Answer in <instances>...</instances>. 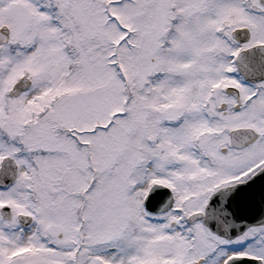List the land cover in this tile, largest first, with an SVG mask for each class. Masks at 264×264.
Segmentation results:
<instances>
[{
  "label": "snow or ice",
  "instance_id": "obj_1",
  "mask_svg": "<svg viewBox=\"0 0 264 264\" xmlns=\"http://www.w3.org/2000/svg\"><path fill=\"white\" fill-rule=\"evenodd\" d=\"M0 264H264V0H0Z\"/></svg>",
  "mask_w": 264,
  "mask_h": 264
}]
</instances>
